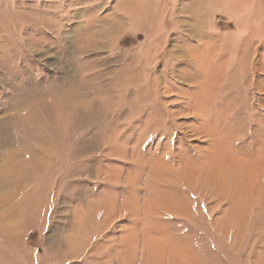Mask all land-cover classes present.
I'll return each mask as SVG.
<instances>
[{"label": "rangeland", "instance_id": "1", "mask_svg": "<svg viewBox=\"0 0 264 264\" xmlns=\"http://www.w3.org/2000/svg\"><path fill=\"white\" fill-rule=\"evenodd\" d=\"M0 264H264V0H0Z\"/></svg>", "mask_w": 264, "mask_h": 264}]
</instances>
